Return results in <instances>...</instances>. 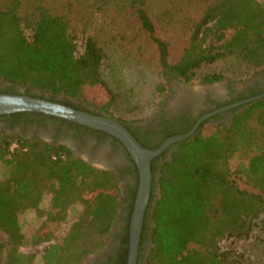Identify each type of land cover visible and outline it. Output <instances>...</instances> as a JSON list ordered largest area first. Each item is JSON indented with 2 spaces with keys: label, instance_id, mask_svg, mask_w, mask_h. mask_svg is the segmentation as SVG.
Listing matches in <instances>:
<instances>
[{
  "label": "trees",
  "instance_id": "16d2710c",
  "mask_svg": "<svg viewBox=\"0 0 264 264\" xmlns=\"http://www.w3.org/2000/svg\"><path fill=\"white\" fill-rule=\"evenodd\" d=\"M82 3L104 15L107 25L101 24L102 31L112 24L125 28L127 24L147 36L155 49L159 79L153 88L158 94L170 90L172 80L204 85L223 79L243 81L264 72V0H203L193 16L188 10L181 11L183 5L177 9L180 2L172 0L164 2L162 9L156 0H0V78L10 84L0 93H22L19 86L25 88L24 94L35 97L46 98L31 90L50 92L52 97L46 99L51 101H58L53 97L60 93L79 96L97 110L91 113L121 122L144 146L132 129L140 120L113 113L120 108L131 113L138 105L109 82L111 74L107 75L105 65L110 41L96 30L97 20L89 25L77 17V5ZM160 16L169 25L187 29L175 59L171 42L158 33ZM115 36L111 34L110 40ZM79 38L82 50L78 49ZM141 49L136 46L134 52L130 47L125 55L136 57ZM95 86L108 96L100 106L87 97ZM14 136L0 133V163L6 171L0 179V264H88L87 257L103 247L118 223V178L75 158L62 145ZM132 171L117 244L103 264L127 261L138 185L135 164ZM151 172L137 264L143 260L145 264H245L243 253L222 249L220 241L250 238L259 216L264 215V97L238 112L230 126L208 125L179 142L159 171L157 196L153 193L157 172L153 162ZM239 180L250 189L241 187ZM45 195L50 196L47 209L40 206ZM76 204L80 209L67 232L56 236ZM26 210L45 216L29 235L19 223V214ZM146 218L152 221L151 227ZM149 228L151 245L145 257L142 245ZM23 246L42 249L25 253Z\"/></svg>",
  "mask_w": 264,
  "mask_h": 264
},
{
  "label": "flooded vegetation",
  "instance_id": "af4514ba",
  "mask_svg": "<svg viewBox=\"0 0 264 264\" xmlns=\"http://www.w3.org/2000/svg\"><path fill=\"white\" fill-rule=\"evenodd\" d=\"M213 84L215 83L204 84L200 90H194L191 85H182L178 82V86L173 88V93L165 95L163 104L154 110L149 118L135 122L132 129L145 148L155 147L154 149H157L168 138L179 135L178 132L183 131L181 134L189 132L201 118L202 120L194 134L186 140L195 136L207 125L226 124L230 126L233 117L251 104V102L244 103L241 101L264 92V72L242 82L226 80L220 89ZM8 86L10 84L5 79L0 78V90H6L9 88ZM16 88L19 92H25L23 87L16 86ZM30 92L38 96L43 95L46 98L52 97L50 92L38 89ZM53 98L65 105L78 107L80 110L97 112L93 106L87 104L79 96L60 93ZM41 114L34 112L25 115H13V113L0 115V133L5 131L11 136L19 135V138L46 142L53 146L62 145L70 149L75 158H80L94 167L109 170L118 178L121 200L118 223L111 230L105 246L92 257L95 264H103L107 255L112 253L117 244L116 235L122 225L120 216L126 207V202L123 200L132 187L134 178V171H132L134 162L130 155L128 156L129 153L125 146L116 141L117 138L115 139L114 136L104 135L99 132L100 130L93 131V128L83 127L84 125L73 121ZM179 142L168 145L160 155L151 160L157 171L153 180L154 194H156L158 185L159 176L157 174L164 162L170 160L172 153L178 148ZM146 225L151 227L149 218H146ZM149 233L150 228L146 233L147 241L142 245L144 255L148 248Z\"/></svg>",
  "mask_w": 264,
  "mask_h": 264
},
{
  "label": "rangeland",
  "instance_id": "374dc122",
  "mask_svg": "<svg viewBox=\"0 0 264 264\" xmlns=\"http://www.w3.org/2000/svg\"><path fill=\"white\" fill-rule=\"evenodd\" d=\"M202 1L203 0H172L173 3L180 2L176 7L177 9H179L180 6L183 5V9L181 11L188 10L192 12V16L194 14L193 12H197L196 8H199ZM164 2H168V0H156L158 8L161 7L160 9H162L164 4H166ZM82 4L83 5H77V17H80L81 22L84 20L85 24L89 23V25L93 23L94 19L97 20L95 23L96 30H99V33L103 35L104 39L110 41L107 44L109 57L105 65L107 75L111 74L110 77H107L109 82L111 80L113 84H111L112 87H118L121 92H124L131 97L130 101L132 103H136L138 105V108L136 110L134 109L131 113L126 114L121 110V108L117 109L118 111L113 110V113L115 114V116H121L122 118L124 117L126 119L144 120L149 118L154 110H156L163 104L165 95L167 96L173 93V88L178 86V81L172 80L170 83L171 89L164 94H158L157 92H155L153 86L159 79L157 68L153 61L155 49L147 36L143 32L137 31L134 26L130 27L127 24H125L126 28L121 24H112L108 26L107 29L106 27H104L105 31H102L101 24L107 25V23L103 22L102 20L104 15L95 12L92 7L84 3ZM161 17L162 16L158 17V20H156L158 33L161 36L166 37L169 42H171L170 44L172 50V58L175 59L179 56V53L181 52V49L185 43L187 29L183 28L181 24H178V27L176 25H169L165 18L163 17V20H161ZM111 34L116 35L115 40H110ZM118 36H123V38L118 40ZM136 46L142 47L140 54H137L136 57L132 54L129 56L125 55L130 47L133 48L135 52ZM78 49L82 50L81 38L78 39ZM226 80L230 79H223L220 82L213 84V86H216L218 89H220L224 86ZM191 88L194 90H200L203 87L202 85L193 84L191 85ZM87 97L90 102H92L96 106L102 105L108 99L105 90L100 86H95L91 88L89 92L87 91ZM5 173V169L0 163V179L5 176ZM239 184L243 188L250 189V187L245 185L241 180H239ZM158 193L159 190L156 189L155 195L157 196ZM49 197V195H45L42 199L40 203V206L42 208L47 209L49 207ZM79 209V204H76L69 209L66 222L63 223L61 227L55 231L56 236H61L67 232ZM44 217V215L39 216L34 210H26L23 213L19 214V223L21 225L23 233L25 235H29L34 232L39 227ZM108 239L109 237L106 239V241ZM230 241V239L221 240L220 247L222 249L231 248L243 253L245 257V264H264V215L259 216L258 226L253 230L250 238L234 243ZM47 243L48 242H44L43 245H46ZM105 244L103 245V247L105 246ZM150 245L151 244L148 243V248L145 254L148 253ZM41 249L42 246L21 247V251L25 253H38ZM94 254H91L87 257L88 264H95L94 260L92 259ZM140 264H145V261L143 260Z\"/></svg>",
  "mask_w": 264,
  "mask_h": 264
},
{
  "label": "water",
  "instance_id": "95a60500",
  "mask_svg": "<svg viewBox=\"0 0 264 264\" xmlns=\"http://www.w3.org/2000/svg\"><path fill=\"white\" fill-rule=\"evenodd\" d=\"M262 97H264V92L241 102L253 103ZM17 112H36L73 121L114 136L125 146L138 172L137 191L130 216L126 264H137L143 221L152 187L151 160L160 155L168 145L182 141L194 134L202 118L189 132L172 136L159 148L149 150L138 142L125 125L111 116L97 115L57 101L24 93H0V115H9ZM159 175L158 173L157 176ZM157 189L159 190V185H157ZM149 243L151 244L150 241ZM147 255L148 253L145 254V256Z\"/></svg>",
  "mask_w": 264,
  "mask_h": 264
}]
</instances>
